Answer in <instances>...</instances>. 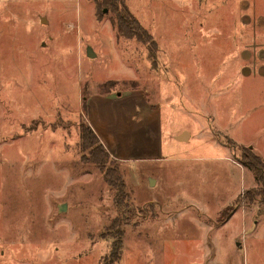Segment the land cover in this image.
Masks as SVG:
<instances>
[{"label":"rangeland","instance_id":"obj_1","mask_svg":"<svg viewBox=\"0 0 264 264\" xmlns=\"http://www.w3.org/2000/svg\"><path fill=\"white\" fill-rule=\"evenodd\" d=\"M124 2L154 59L95 0H0V264H264L241 163L264 160V0ZM82 124L135 209L115 262V192Z\"/></svg>","mask_w":264,"mask_h":264},{"label":"trees","instance_id":"obj_2","mask_svg":"<svg viewBox=\"0 0 264 264\" xmlns=\"http://www.w3.org/2000/svg\"><path fill=\"white\" fill-rule=\"evenodd\" d=\"M95 4L97 8L105 6L114 13L113 26L118 37L137 39L146 44L150 58L154 59L155 51L158 48L154 37L131 12L124 0H95ZM80 143L81 150L83 152L89 151L91 160L98 165L104 181L115 192L114 202L119 215L108 226L115 233L112 236L113 242L109 254L105 257V260L111 258L115 262L121 256L123 233L120 227L129 222L128 220L134 214L135 209L130 202V192L119 167L115 161L110 159L108 151L94 130L85 124L81 125ZM242 154L241 163L253 171L259 183L257 188L245 193L244 197L247 199V203L251 204L255 196L264 198V160L256 153L246 152Z\"/></svg>","mask_w":264,"mask_h":264},{"label":"crops","instance_id":"obj_3","mask_svg":"<svg viewBox=\"0 0 264 264\" xmlns=\"http://www.w3.org/2000/svg\"><path fill=\"white\" fill-rule=\"evenodd\" d=\"M178 136H183L184 137V139H187L188 137H189V133L187 132V131H185L184 133H181L180 135H178Z\"/></svg>","mask_w":264,"mask_h":264},{"label":"water","instance_id":"obj_4","mask_svg":"<svg viewBox=\"0 0 264 264\" xmlns=\"http://www.w3.org/2000/svg\"><path fill=\"white\" fill-rule=\"evenodd\" d=\"M106 11V10H105ZM91 52V51H90ZM66 207H65V204L64 205H62V206H60V211H62V210H64Z\"/></svg>","mask_w":264,"mask_h":264}]
</instances>
